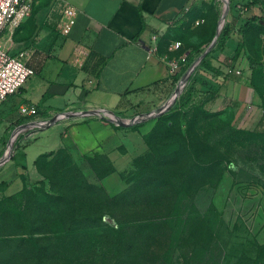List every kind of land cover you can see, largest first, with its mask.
<instances>
[{
  "label": "rangeland",
  "instance_id": "obj_1",
  "mask_svg": "<svg viewBox=\"0 0 264 264\" xmlns=\"http://www.w3.org/2000/svg\"><path fill=\"white\" fill-rule=\"evenodd\" d=\"M203 3L216 11L215 16L209 21L204 16L192 19L191 32L204 40V29L209 26L211 43L220 28L206 55L212 51L213 64H220L224 73L239 67L242 82L250 79L255 88L253 101L242 102L233 110L227 90L223 94L226 82L221 77L213 81V74L200 68L196 85L201 107L174 109L188 85L181 82L184 75L163 99H149V112L143 113L145 107L138 105L129 111L123 102L128 112L123 117L132 120L161 109L174 92H179L168 110L145 119L140 126L116 123L117 129L112 128L97 148L63 145L38 158L22 176L20 190L0 195V264H113L110 242L105 239L110 231L102 224L114 223L109 218L114 204L111 199L131 186L141 189L138 202L142 204L182 205L181 216L189 224L174 246V264H184L198 235L203 238L211 233L222 251L221 264H264V133L251 131L259 117H264V25L251 22L245 31L240 30L244 19L252 15L264 21V0ZM52 8L49 1L41 0L33 5L29 16L36 23L37 35L42 36L46 53L59 35L58 12H52L48 19ZM228 30L224 49L215 51L223 32ZM171 32L170 45L174 43V28ZM239 42L237 61L232 63L223 54L230 46L238 47ZM180 50L182 47L175 53L179 59ZM167 57L174 60V51ZM246 57L260 61L261 69L252 74ZM178 62L179 67L185 64L181 59ZM58 130L46 132V139L36 144V150L43 141L50 148L59 136ZM18 136L14 134V141L2 147L1 153L11 154L20 142ZM28 142L29 139L24 141ZM22 158L10 159V168L2 180L13 174L11 166L18 165ZM13 196L17 197L9 201ZM147 211L138 208V212L131 210L125 217L164 215ZM72 217H92L101 226L80 228L76 219L70 225ZM101 217L104 220H99ZM196 220L201 222L199 227L194 224Z\"/></svg>",
  "mask_w": 264,
  "mask_h": 264
},
{
  "label": "crops",
  "instance_id": "obj_2",
  "mask_svg": "<svg viewBox=\"0 0 264 264\" xmlns=\"http://www.w3.org/2000/svg\"><path fill=\"white\" fill-rule=\"evenodd\" d=\"M207 1L60 0L49 11L48 19L54 11L59 14L60 4L64 3L76 10L75 24L68 36L58 35L50 43L48 53L43 50L44 41L37 35L32 18L28 17L17 28L6 29L2 44L12 55L27 51V63L34 75L17 94L0 103V195L20 190L22 176L32 169L39 155L63 145L85 150L97 148L112 132L108 116H127L125 105L131 111L138 104L145 107L152 97L163 99L169 74L162 58L169 53L172 28L174 43L182 47L180 59L184 61L205 42L191 32L189 22L203 16L209 21L215 16L216 11L203 3ZM153 37L156 51L150 54ZM78 48L85 56L76 64ZM236 48L228 47L223 57L236 63V59L231 60L236 56ZM176 52L174 59L180 61ZM238 68L234 70L241 71ZM212 80L217 82L218 78L214 76ZM225 85L223 94L227 90L238 107L242 102L253 101V91H247L244 82L227 81ZM28 107L35 109L33 115L21 112ZM52 128H59L54 144L47 148L48 143L43 141L36 150V144L45 140L46 132ZM16 133L18 147L11 154L1 153L2 147L14 141ZM28 139L30 142L25 144ZM14 156L23 157L22 162L11 166L13 174L2 180Z\"/></svg>",
  "mask_w": 264,
  "mask_h": 264
},
{
  "label": "trees",
  "instance_id": "obj_3",
  "mask_svg": "<svg viewBox=\"0 0 264 264\" xmlns=\"http://www.w3.org/2000/svg\"><path fill=\"white\" fill-rule=\"evenodd\" d=\"M39 1L41 0H38L37 2ZM47 1L50 2V0ZM37 2H34L33 5ZM261 21H263L261 17L252 15L244 19V25L240 30L241 32L245 31L251 22H257L260 25H264L263 23H261ZM208 28L209 26L204 29L207 32L205 42L193 49L191 53L185 57V64L182 67H179V70L174 75H170L169 78L165 81L167 82V92L180 80V78L192 66L193 62L200 57L203 48L207 47L210 44V32L208 31ZM229 33V30L223 32V35L219 39V43L216 46L215 51L224 49L227 38L229 37ZM240 45L241 43L239 42V45L236 48V56H234L231 60L235 61L239 52L238 48ZM210 56H213L212 51L210 55H206L203 58V60L199 64V67L195 68L194 71L190 74L188 85L182 92V94L177 98L174 104V109L186 111L193 106L201 107V105H198L202 103V101L200 102L201 95L200 93H198V88L196 85L197 69L202 68L204 70H207L208 72L212 73L213 76L221 77L225 82L242 81V77L240 75L237 76L235 74L224 73L221 65L213 64ZM246 64L252 74L260 70L262 66L260 61L251 59L249 57H246ZM100 66L101 63L96 67ZM92 70L94 72V75L98 76L96 71H94L95 68H92ZM244 84L251 90H253V92L256 94L255 88L253 87L250 79L245 80ZM232 106V109L236 108L238 107V103L233 101ZM145 109L146 110H144L143 113L149 112V105L146 104ZM98 116L105 120L102 113H98ZM119 117L123 116L119 115ZM110 124L112 128L117 129V125L115 122H111ZM141 124H143V121L140 124H137V126H140ZM234 129L237 128L234 127ZM251 131L253 133H264V117L262 115L253 124ZM47 154L48 153L41 154L38 156V158L47 156ZM38 158L35 160V162L38 160ZM35 162L33 165H35ZM21 194L22 193H19L18 195ZM139 195H141V189L133 188V186H131L121 195H118L115 198L111 199L114 204L109 211V218L114 220V223L111 225L107 223L102 225L104 228H106V225L108 231H110L109 235H107L105 239L110 242L108 250L112 254L113 264H174L173 261L176 250L174 246L177 245L176 242L180 241V234L189 224V221L184 218V216H181L182 205L174 204V202L169 204H142L138 202V200L142 198ZM16 197H9L8 200L13 201ZM138 208H141L144 212H146L147 210H156L155 213L161 212L164 213V215H161L160 213H146L145 215H139L130 219H127L125 217L126 214L131 210H136L138 212ZM119 213L120 216L118 217L123 219H119L117 217ZM149 215H155L157 217ZM75 219L80 223V228L101 226L97 222L98 219L96 220L92 217H81ZM75 219L74 217H72V222H70L69 224L72 225ZM102 219L104 220V217H101L99 220ZM200 223L201 222H198L197 220L194 222L197 227L200 226ZM211 234L203 238L199 237L198 235L199 238H195V244L189 252V255L187 256L184 264H221L222 251L215 238ZM164 245L165 248L163 247Z\"/></svg>",
  "mask_w": 264,
  "mask_h": 264
},
{
  "label": "built area",
  "instance_id": "obj_4",
  "mask_svg": "<svg viewBox=\"0 0 264 264\" xmlns=\"http://www.w3.org/2000/svg\"><path fill=\"white\" fill-rule=\"evenodd\" d=\"M38 0H0V103L6 101L10 97L17 94L25 85L30 77L34 75L32 68L28 66V53L21 51L15 55L10 54L8 49L2 44L1 37L4 31L10 27L17 28L24 20H26L31 12L32 5ZM60 0H50L51 5L59 3ZM76 10L64 3L60 4L59 19L57 21V30L59 36L66 37L71 32L76 18ZM51 18H49L50 20ZM199 21L196 25H199ZM155 37L152 39V47L149 53L156 51ZM179 43H173L169 46L168 51L178 50ZM85 56L82 49L78 48L75 52L74 62L79 64ZM167 56L163 57L164 63L167 65L168 74L174 75L179 70L178 60H167ZM228 73L240 75L241 71L228 70ZM23 114L35 113L33 107L22 108Z\"/></svg>",
  "mask_w": 264,
  "mask_h": 264
},
{
  "label": "water",
  "instance_id": "obj_5",
  "mask_svg": "<svg viewBox=\"0 0 264 264\" xmlns=\"http://www.w3.org/2000/svg\"><path fill=\"white\" fill-rule=\"evenodd\" d=\"M228 7V4L226 3L225 6H224V10H226ZM225 12L222 13V15H224ZM261 23L264 24L263 21H261ZM221 27V26H220ZM219 29L217 30V33L215 35V38L213 39V41L207 46V48L205 49V51L200 55V57L197 59V61L195 62V65H192L187 71L186 73L184 74V76L182 77V84L184 85L185 83L188 82L189 80V77H190V74L194 71L195 69V66L198 65L202 60L203 58L206 56V53L209 52L216 40H217V36L219 34ZM179 94V92H174V95H171L170 98L166 101L165 103V106L162 107L161 109L157 110V111H153V112H150V113H147V114H144V115H141L137 118H134L132 120H126V119H121L119 117H114V116H108V119L110 122H115V123H124L125 125H131V124H138L142 121H144L145 119L147 118H151V117H158L160 115H162L166 110H168L170 108V106L172 105L173 101L175 100V97ZM99 113V112H97ZM83 115H88V113H82ZM11 144V143H10Z\"/></svg>",
  "mask_w": 264,
  "mask_h": 264
},
{
  "label": "bare ground",
  "instance_id": "obj_6",
  "mask_svg": "<svg viewBox=\"0 0 264 264\" xmlns=\"http://www.w3.org/2000/svg\"><path fill=\"white\" fill-rule=\"evenodd\" d=\"M181 85V84H180Z\"/></svg>",
  "mask_w": 264,
  "mask_h": 264
}]
</instances>
